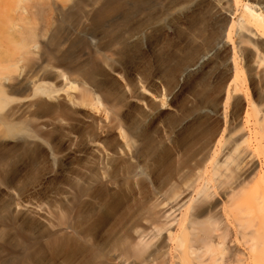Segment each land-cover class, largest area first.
Masks as SVG:
<instances>
[{
  "label": "rangeland",
  "instance_id": "374dc122",
  "mask_svg": "<svg viewBox=\"0 0 264 264\" xmlns=\"http://www.w3.org/2000/svg\"><path fill=\"white\" fill-rule=\"evenodd\" d=\"M88 2L18 20L33 29L12 45L25 57L0 68V264H120L114 245L134 224L132 264L170 262L202 222L223 259L264 264L235 221L264 237V37L245 35L246 5L264 17V0ZM228 26L231 47H216ZM232 151L240 166L216 174Z\"/></svg>",
  "mask_w": 264,
  "mask_h": 264
},
{
  "label": "bare ground",
  "instance_id": "6f19581e",
  "mask_svg": "<svg viewBox=\"0 0 264 264\" xmlns=\"http://www.w3.org/2000/svg\"><path fill=\"white\" fill-rule=\"evenodd\" d=\"M101 1L103 0H90L87 5L91 8H94L97 4H100ZM235 1L236 3H239L241 0ZM69 2L70 0H0V68L16 67L25 57L24 54L12 48V45H14L16 42H21L22 37L32 36L33 29H31L30 26H28L25 30L18 28V20L29 23L34 18L37 8L39 9L41 7L51 6H60L66 8ZM212 2L215 4V7L224 8L227 6V3H229V0H212ZM246 7L250 16L256 22L257 28L256 30L249 28L245 35L250 40H257L264 37V17L262 13L249 5H246ZM174 14L175 11H172V13H169L168 15L172 16ZM232 42V26H228L225 33L218 40L216 47L221 46L222 48H228L227 50H229ZM212 52L213 49L206 51L194 67L199 66L206 58L211 55ZM260 62L261 59L258 55L252 59L253 65L259 64ZM227 64H231L232 69L234 70V76L230 80L229 84L236 83L237 79L239 78L240 68L237 66L235 61V55H232L230 59L227 60ZM34 82V79H30L28 84L33 85ZM28 109L29 107L26 108V110ZM250 115L251 114H247L246 111L245 116L249 117ZM255 130H257L256 138L258 139L259 144L262 145L264 141V114L261 117H257ZM246 143V134L242 133L230 148H232V150L235 152L238 150V148H240L241 144ZM98 149L99 148H91L93 153L97 152ZM233 151L224 159V162L216 168V174L220 172L222 173V171H220L222 168L228 169L231 159L233 163H236V167L240 166V163L238 162L239 156H233ZM260 180L261 182H264V172L260 174ZM260 192L262 196H260L259 206L261 209H264V187L260 188ZM235 221L237 223V229H240L242 233V238L252 251L251 258H253L255 261H258L259 258L262 260L264 258V251H262L263 254L260 251L264 249L262 247V245L264 246V237H258L254 235V232L257 229H254L251 235H248L244 230L245 224L243 219L236 218ZM194 222L196 223V221ZM263 223L261 224L262 227H264ZM205 224V222H202L201 226H197L196 228L193 227L194 229L198 230L193 233L191 240L186 238L180 241V245L185 244V242H187L188 245L180 251L178 260H172L170 262L163 263H152L151 261H145L140 264H245L243 259L237 261L223 259V250L221 249L223 236L221 234H216L214 228H211V226H204ZM130 229L136 236L131 238H120L114 245L113 252L115 254V258L119 260L120 264H132V261L130 260L132 253L141 251L144 248L140 242V239H138V225L134 224L130 227ZM259 254L263 256L258 257ZM99 264H104V262H100Z\"/></svg>",
  "mask_w": 264,
  "mask_h": 264
}]
</instances>
